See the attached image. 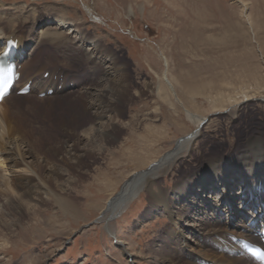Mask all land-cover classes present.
I'll return each instance as SVG.
<instances>
[{
    "label": "rangeland",
    "instance_id": "374dc122",
    "mask_svg": "<svg viewBox=\"0 0 264 264\" xmlns=\"http://www.w3.org/2000/svg\"><path fill=\"white\" fill-rule=\"evenodd\" d=\"M49 12L67 24L65 29L57 28L67 35L57 49L44 43L45 32L37 36L46 25L57 26L55 20L48 21ZM1 14L22 19L23 36L30 41L26 52L32 47V39L43 42L34 53V70L26 77L35 73L37 78L47 79L52 70L59 69L72 78L68 77L69 90L63 93L69 91L70 95L64 99L56 94L41 97L40 89L28 95L32 100L52 99L39 106L54 127L55 142H60L59 137L65 133L61 128L69 116L65 111L81 110L78 99L84 97V88L98 83L100 90L112 79L119 82L123 75L122 83L129 95H124L120 106L116 120L119 129L112 131L111 125L105 128L106 135H115L113 143L99 137L94 144H54L58 153L50 166L57 161L61 165H57L56 191L75 202L79 212L76 218L63 216L50 200L39 206L40 210L19 218L5 197H0V264H155L153 255L159 244L169 243L180 252V246L169 239V227L174 229L169 217L164 210L159 215L151 211L148 193L151 189L169 193L176 180L185 174L194 176L196 168L210 156L235 157L248 151L255 158L259 151L264 152V0H0ZM74 28L98 41L108 58H115L112 69L109 63L101 67L103 71L111 70L110 76L97 67L93 58L84 59L79 44L71 42ZM163 73L182 106L203 118V124L201 121L198 125L191 150L189 145L181 148L173 163L157 171L155 184H144L136 197L123 209L118 208L120 213L108 222L109 232L106 223L100 221L106 201L132 176L175 150L178 140L196 130L163 82ZM110 95L114 97L115 93ZM23 98L13 93L5 107L28 105L30 99ZM114 112L108 110L103 123L113 118ZM79 115L72 120L74 124L80 123ZM88 125L76 130L77 135L85 137ZM250 139L258 140L248 146ZM72 147L75 159L67 160L65 149ZM42 149L46 152L48 147ZM239 149L242 151L235 154ZM62 160H66L64 164ZM227 183L230 190L232 179ZM208 188L206 184L203 191ZM210 191L219 195L216 184H211ZM195 192L185 199L192 200ZM185 199H181V205ZM192 218L197 217L192 214ZM186 237L193 243V236ZM121 246L132 256L124 255ZM189 251L197 253L186 249Z\"/></svg>",
    "mask_w": 264,
    "mask_h": 264
},
{
    "label": "bare ground",
    "instance_id": "6f19581e",
    "mask_svg": "<svg viewBox=\"0 0 264 264\" xmlns=\"http://www.w3.org/2000/svg\"><path fill=\"white\" fill-rule=\"evenodd\" d=\"M48 14V21L55 20L54 24H57V26L46 25L43 30H39V33L37 32V36L45 32L46 40H44V43L54 45L52 48L57 49L63 46L64 40H67L65 39L67 35L59 29L57 30V28L65 29L66 23L64 19H60L61 17L56 18L57 16L52 14V12ZM21 23L22 19L16 15H0V51L5 47L7 40H17L15 59L17 64L21 65L20 74L26 79V82L29 80L33 82V86L30 88L28 94H31L36 88L40 89L38 93L53 89L56 96L60 98L64 99L66 96H69V91L66 95H63V93L65 94L69 90L65 86V81L66 77L70 76L62 70H52V74L45 80L40 77L36 78V76L31 77L33 73L29 77H26L32 70V66L36 64L34 53L36 54L43 42L41 40L34 41L37 38L32 39L31 51L29 50L30 53L27 52V56L29 57L30 55L31 58H25L24 62L20 63L18 60L23 50L26 49L27 43L30 42L23 36L25 29ZM15 25H17L16 28ZM74 31L75 37L71 42L79 44L78 46H80L84 59L90 60L93 58L96 61L97 67L100 66L101 70V67H106L108 63L110 64L109 68L112 69L111 65L114 66L116 64L115 58H108L105 49L101 48L102 46L98 41L90 40L87 35H83L78 29L74 28ZM110 71L102 70L103 73L109 76L111 75ZM105 74L104 76H106ZM56 75L58 77L60 75L63 76L61 81L53 79ZM105 78L107 79V77ZM119 79V82L116 80L117 83L114 82V79L108 81V85L100 90L97 89L96 84L98 83L84 88V97L78 99L82 106L79 111L81 121L79 124H74L72 121L74 117H77L79 112L74 110L65 111L69 116L65 118L61 125L65 133L62 137H59L60 142L58 143L55 142L57 140L54 139L55 134H52L54 127L51 121L46 120L45 112L39 106L40 103L47 104L52 99L32 100L30 96L26 95L25 98L30 99L28 105H20L13 109L5 107L6 102L11 99V94L2 99L0 102V197H5L8 205L18 212L19 218L27 214V212L34 213L40 210L41 207L39 206H43L48 200L53 201L57 205L63 216L69 218L77 217L79 212L75 202L59 195L56 191L59 187L55 185L58 182L54 183V181L55 178L59 179V168H61V165L57 161L56 165L50 166V162L54 163L55 160L52 161V159L58 153L55 145L59 143L67 145L69 142H72L73 146H77L81 142L94 144L99 141V137L107 143L112 142L115 135H106L107 130L105 128L107 125H111L112 129H110L112 131L119 129L120 125L116 124V120L121 113L120 106L125 101L124 95H129L122 83L125 80V76L122 75ZM162 80L167 85L174 100L182 106L181 101L175 94L174 86L166 73L162 74ZM182 82L185 83L186 80L183 79ZM59 84L62 85L61 91L57 90V85ZM116 90L118 92H115ZM110 93H115V96L112 97ZM110 109L115 111L114 116L113 118L110 117L107 123H103L102 118ZM183 109L187 119L195 124L196 128L201 124V121L203 122V118L194 115L184 107ZM85 118L87 120L90 118V122L85 121ZM87 125L89 127L85 129L87 131L84 133L85 137L77 135L76 130ZM199 129L200 127L196 130L198 131ZM93 130H96L95 134H91ZM197 131L196 133H198ZM69 133L72 135H67ZM194 137L177 145L173 152L155 161L156 163L153 162L156 165L150 163L149 168L142 171V173L138 172L134 176H132L134 173L131 174L132 177L126 181L127 183L124 184L121 191L106 201V207H104L102 213L103 220L100 221L106 223L105 225L108 227L107 230L109 232H111V227L108 222L113 220V217L118 212L120 213L119 210L123 209L126 203L140 193V189L143 188L144 184L147 183L149 187L155 184V178L158 175L157 171L173 163L181 148H186L189 145V150H191V141ZM256 140L258 139H250L246 145L254 146ZM43 146L48 147L46 152L43 151ZM71 150H74L73 147L72 149H65L67 160L75 159V154ZM240 151L242 150H236L235 154ZM247 152H240L235 157L210 156L204 160L200 168H196L194 176L185 174L176 180L175 186L169 193L162 189L158 191H152L151 189L149 191V201L152 205L151 211L159 215L164 210L163 213L169 217L170 224L174 228L172 231L169 227V239L172 238L171 242L175 244L174 246H180L179 252L168 245L169 243L157 245L153 255L157 264H255L242 253L238 243H233L230 239L231 236L237 238L249 236L253 238L252 232L259 222L264 221V152L259 151L258 156L255 158L251 157L250 153ZM38 156L42 160H39ZM65 161L62 160V164ZM140 164L144 165V167L146 166L142 162ZM57 165L59 168H57ZM33 175L37 178H34ZM230 178L232 179V183L229 190L227 179ZM35 179L37 180L35 181ZM222 180L223 182L219 184V181ZM209 181H212V185H217L218 196L216 192L210 191L211 184ZM138 183L141 185L136 187ZM206 184L210 189L208 188L203 191ZM51 187H54V189ZM238 188L239 191H237ZM193 191L196 192L193 194L192 200L185 199L186 195ZM181 199H185L183 200V202L185 201L184 205H181ZM189 201L192 203L191 208ZM235 202L238 203L237 206L233 205ZM242 208H249V212L246 214L241 212ZM194 211H196V214ZM192 214L196 215L197 218H192ZM236 219L238 223L233 224V220ZM186 234L187 236H193V243H191V240H187ZM111 235L114 236L112 239H116V235ZM195 239L197 242H194ZM6 241L7 238L4 239L5 244H7ZM187 247L194 249L197 253H192L190 252L191 250L187 253ZM124 248L123 246L120 247L124 255L128 258L131 257L132 254L129 253L127 248Z\"/></svg>",
    "mask_w": 264,
    "mask_h": 264
},
{
    "label": "snow or ice",
    "instance_id": "6c2138e0",
    "mask_svg": "<svg viewBox=\"0 0 264 264\" xmlns=\"http://www.w3.org/2000/svg\"><path fill=\"white\" fill-rule=\"evenodd\" d=\"M8 87H9V81H8V78L5 77L3 79V82L0 83V95H3V93L7 91Z\"/></svg>",
    "mask_w": 264,
    "mask_h": 264
},
{
    "label": "water",
    "instance_id": "95a60500",
    "mask_svg": "<svg viewBox=\"0 0 264 264\" xmlns=\"http://www.w3.org/2000/svg\"><path fill=\"white\" fill-rule=\"evenodd\" d=\"M184 139H186V138H184ZM182 140L180 139V140H178V142H177V144L176 145H179V143L181 142Z\"/></svg>",
    "mask_w": 264,
    "mask_h": 264
}]
</instances>
